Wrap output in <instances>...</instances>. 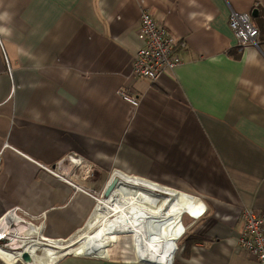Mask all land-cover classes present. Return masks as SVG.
<instances>
[{
	"label": "crops",
	"instance_id": "1",
	"mask_svg": "<svg viewBox=\"0 0 264 264\" xmlns=\"http://www.w3.org/2000/svg\"><path fill=\"white\" fill-rule=\"evenodd\" d=\"M142 8L187 44L155 83L132 72ZM255 9L264 19V0H0V220L20 209L44 217L49 239L80 232L96 201L45 169L77 153L96 167L77 179L84 188L104 190L118 171L196 197L206 212L179 249L102 226L86 244L106 237L54 264H260L238 239L244 210L264 211V40L240 46L229 25ZM116 236L132 237L140 261L111 259Z\"/></svg>",
	"mask_w": 264,
	"mask_h": 264
},
{
	"label": "bare ground",
	"instance_id": "2",
	"mask_svg": "<svg viewBox=\"0 0 264 264\" xmlns=\"http://www.w3.org/2000/svg\"><path fill=\"white\" fill-rule=\"evenodd\" d=\"M110 180H117L112 194L104 197L106 199L95 207L90 220L75 239L57 241L43 238L39 233V238L34 240L33 232L26 228L27 225H20L16 222L17 220H12V215L18 213L13 211L11 216L8 213V216L2 218L0 225L4 224L7 219L9 223H12V234L9 237L4 236L3 233L0 234V243L6 241L4 246L9 249L26 250L25 253L29 254L31 260L23 262L25 253H21L19 250L16 254L12 252L8 257L12 258L14 264L18 262L39 264L41 256L38 255V251L42 248L46 257L45 264H54L61 258L60 253L64 256L73 253L75 245L86 243L91 234L104 226L112 217L122 215V218L125 219L127 217L125 214L129 210L135 211L138 216L130 224L131 233H151L160 237L164 242H168L179 239L183 235L186 230L182 223L185 214L197 219L205 209V205L196 197L118 171L112 172ZM122 222L121 225H126L125 220ZM40 224H42L41 220ZM42 229L43 226L39 228V231ZM83 247L85 246L79 248Z\"/></svg>",
	"mask_w": 264,
	"mask_h": 264
},
{
	"label": "built area",
	"instance_id": "3",
	"mask_svg": "<svg viewBox=\"0 0 264 264\" xmlns=\"http://www.w3.org/2000/svg\"><path fill=\"white\" fill-rule=\"evenodd\" d=\"M229 25L240 46L258 47L260 45L261 33L253 24L250 14L233 12ZM138 37L143 46L133 58L132 72L135 77L145 78L155 83L182 64L180 50L186 48V41L171 35L146 8L141 10ZM118 95L133 109L139 108L141 98L133 91L121 88L118 90ZM45 169L59 180L72 186L77 192L92 197L97 206L99 203L97 191L84 188L77 181L79 179L87 182L95 176L96 167L87 158L77 153H71L52 168L45 167ZM102 196H104V191ZM14 211L27 218L22 210ZM205 212L206 207L199 217L203 216ZM39 219L42 221L44 217L41 216ZM42 224L36 226L40 228ZM186 232L187 230H184L183 236ZM4 242L0 243V246H4ZM238 246L242 253L254 256L260 264H264V211L244 210L243 229L238 239Z\"/></svg>",
	"mask_w": 264,
	"mask_h": 264
},
{
	"label": "rangeland",
	"instance_id": "4",
	"mask_svg": "<svg viewBox=\"0 0 264 264\" xmlns=\"http://www.w3.org/2000/svg\"><path fill=\"white\" fill-rule=\"evenodd\" d=\"M253 19V22H257V24L262 27L263 26V21L264 19L262 17L260 18H252ZM112 176V173H109L107 175V178H106V184L108 183V181L110 180ZM147 181V180H146ZM105 184V186H106ZM97 193H98V199H99V203H101V201H104L106 198H104V196H102V193L104 190H96ZM99 203L97 204V206L99 205ZM13 211L9 212L10 213V216H11V213ZM8 214L4 215L3 216V219L7 216ZM127 215V217L125 219H123L122 215H119L118 217H112L104 226L106 227H109V228H113L112 230H115L117 232H126L127 231V227L130 226V221L131 223L134 222L135 220V217L138 218L137 216V213L135 211H127V213L125 214ZM190 218H193V217H190V215L188 214H185L183 216V226H184V229L186 227V230L188 231L189 228L192 226L193 224V219L191 220ZM17 223H20V225H27L26 228H29L32 230L33 232V237L35 238L34 240L38 239L39 238V233L42 234V231L43 230H40L39 231V228L36 226V225H40V219H36V218H33V219H27L25 218L23 215L21 216L19 213L17 214ZM123 220H125V224L126 225H121L123 222ZM139 220V219H138ZM17 225V224H16ZM121 225V226H120ZM17 228V227H16ZM41 228V227H40ZM84 228V227H83ZM12 228H5V230H3V235L6 236V237H9L11 234H12ZM96 232V231H95ZM184 234V233H183ZM79 235V232L77 234H75L74 236H72L71 238H68V239H57L58 240H62V241H67V240H71V239H75L77 238V236ZM108 236V235H107ZM183 236V235H182ZM181 236V237H182ZM42 237L44 238V236L42 235ZM103 237H106L105 235H101L99 237H97L96 239H93L90 243H83L81 245V243L75 245L73 247L74 249V252L76 250L79 249V247L81 246H87L91 243H93L94 241L96 240H99ZM181 237L178 239V242H177V245H178V249L180 248V239ZM46 239H49L47 237H45ZM131 239L132 237L131 236H116V237H113V241L111 242V244H109V250H110V257L111 259H116V260H137V261H140L132 252V249L130 247V242H131ZM51 240H55V239H51ZM4 244V243H3ZM20 251V250H19ZM16 252H18V250H16L15 248H7V247H4V248H0V258H2V260L7 263V264H14L13 263V260L11 257H8L10 254H12ZM23 252V251H22ZM38 255L41 256V260L39 262V264H45V261H46V257L45 255L43 254L42 252V248L39 249L38 251ZM74 255V254H72ZM177 255V254H176ZM59 256L62 258L64 257V254H59ZM137 258V259H136ZM20 263V262H18ZM21 264V263H20Z\"/></svg>",
	"mask_w": 264,
	"mask_h": 264
},
{
	"label": "water",
	"instance_id": "5",
	"mask_svg": "<svg viewBox=\"0 0 264 264\" xmlns=\"http://www.w3.org/2000/svg\"><path fill=\"white\" fill-rule=\"evenodd\" d=\"M259 15V10L258 9H255L252 13V18H257ZM117 184V180H109L105 189H104V197H108L109 195L112 194L115 186ZM31 260V257L29 256V254L25 253L23 255V262H29Z\"/></svg>",
	"mask_w": 264,
	"mask_h": 264
},
{
	"label": "trees",
	"instance_id": "6",
	"mask_svg": "<svg viewBox=\"0 0 264 264\" xmlns=\"http://www.w3.org/2000/svg\"><path fill=\"white\" fill-rule=\"evenodd\" d=\"M261 39L264 40V21H263V26L261 27Z\"/></svg>",
	"mask_w": 264,
	"mask_h": 264
}]
</instances>
